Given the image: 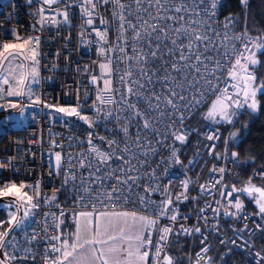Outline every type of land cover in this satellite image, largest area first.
Segmentation results:
<instances>
[{
  "label": "built area",
  "instance_id": "obj_1",
  "mask_svg": "<svg viewBox=\"0 0 264 264\" xmlns=\"http://www.w3.org/2000/svg\"><path fill=\"white\" fill-rule=\"evenodd\" d=\"M225 1L217 0L215 14L209 18L212 11L211 0H203L202 4L199 0L196 4H193L192 0H187L188 11L180 13L174 9L181 6L182 0H167V3L161 0L168 9L161 10L163 15L175 16L177 19L159 20L152 19L160 13L156 7L149 5L148 0H143L139 6L134 0H119L120 4L125 5L123 14L141 32L143 39L138 42L133 40L134 31L127 23L124 25L125 31L121 32L119 19L121 9L115 0L108 3L104 0H94L96 4L94 10L90 5L84 4V7L92 10L91 17L82 12L83 0H56L51 5L45 4L44 0L2 1L0 44L15 41L17 35L22 39L29 36L40 38L39 64L36 66L38 76L34 79L32 94L34 100L38 96L42 103L34 104V100L30 101L24 97L22 102L32 105L30 113L22 119L20 125L0 130V165H4L0 168V184L10 181L23 182L26 185L38 183L41 192L40 207L32 210L25 224L17 227L18 229L7 237L11 243L4 249L10 257H15L10 259L13 263L45 264L46 259L49 261L55 259L58 253L52 252L50 245L55 244L57 247V240H51L50 237L57 235L59 227H56V224L60 220H54L53 215L49 214L60 218L61 211L65 213L70 210H92L90 206L85 208L76 203L78 198L76 192L81 190V178L83 186L91 187L94 192L111 191L113 188L121 187L116 179L109 176L113 170L115 176L120 179H126L128 176L138 179L135 183L129 181L131 193L127 194V199L119 202L107 201L101 196L104 203H97V210H122L154 217L157 214L155 205L166 199L169 194L173 198V205L170 207L175 209V213L169 211L168 216L178 213L177 220L173 222L168 217H160L157 236L151 238L152 244L149 246L150 264H155L156 257L153 254L161 234L159 229L164 226L173 227L175 232L169 235L164 251L160 253L161 261L167 253L168 243L173 235L181 236L193 244L194 247L187 258L188 264H198L208 259L213 243L221 245L220 256L230 249L240 253L250 262L261 263L264 260L255 255L259 252L261 257H264V250L256 245L253 238L258 233H264V215H256L258 206L246 193H233L232 197L227 196L233 186L246 187L249 178L255 186L264 187V167L252 166L247 173H240L241 159L239 156L231 155L233 148L228 142L231 125L222 120L220 123H214L204 116L206 107L216 99L213 91L205 92L203 101L189 113L184 111L182 105L197 94L196 90L187 84L184 90L176 84H169L168 87L187 97L185 101L176 100L179 109L177 112L165 104L163 97L167 93V88L158 79L165 75L163 69L167 68L169 73L177 78L178 83L184 82L183 76L171 71V65L180 55L178 46L171 42L176 36L174 31H170L174 28H197L215 41L207 50H205L207 42L198 45L199 52L204 57L211 58L207 61L210 67L214 61H219L224 67L229 66L234 58L233 49L239 54L248 38L259 37L247 32L245 21L247 5H244L242 22L239 24L232 21L231 12L224 10ZM41 8L44 9L43 15L48 18L43 24L39 22ZM63 10L68 12L67 22L60 15ZM114 12L117 15H114ZM180 17H183V20H180ZM89 18L93 20L92 25L86 23ZM228 18H231V23L226 27ZM52 20L57 23H52ZM101 20L105 23H101ZM142 21H147V24ZM196 21L202 23L197 25ZM149 25H159L170 34L165 38L157 31L148 36L145 30L150 31ZM93 29L105 33L106 39L101 40ZM225 32L230 39L224 42L223 47H218ZM244 33H247V37L243 35ZM157 36L161 37L160 49L157 58L153 59L151 52L156 50ZM236 36H240L241 39H235ZM121 37L123 39H120ZM181 42L187 44L188 40L182 39ZM134 47L147 55V63L136 62L134 57L137 53L133 52ZM101 48L105 49L104 55L100 54ZM120 48H125L126 51L120 52ZM167 49H172L173 54L169 55ZM184 51L187 55V49ZM225 51L228 52L227 58L223 55ZM109 60L111 72L106 74L100 65L108 63ZM141 67L151 70L150 75L156 72V75L152 76L153 83L145 84L142 90L143 100L126 92L133 79H140L141 83H144L139 76ZM128 71L133 72V77L125 76V82H121L120 77ZM200 71L204 72V69L201 67ZM93 76L97 77L95 83L92 81ZM187 77L194 80L198 74L194 75L193 70L189 69ZM215 77H219V81ZM226 77V72L222 75L217 71L215 76L208 78L212 79L218 88H224L234 83ZM105 79L110 80L111 92L103 91ZM202 85L203 81L198 86L201 90ZM153 92L162 97L159 102L148 99ZM232 92L233 89L229 87V93ZM98 95L104 99L112 97L114 102L102 104L97 100ZM122 95L128 104L136 105V109L143 117L134 115V110L122 102ZM157 103L160 106L155 110ZM61 107L77 108L82 116H88L94 121V126L90 127L78 116L57 111ZM97 109L102 111L98 112ZM242 111L243 109L238 110L233 121ZM108 112L112 113L110 117H106ZM180 112L184 115V127L181 131L187 134V139L183 143L176 141L172 135L179 127L178 124L173 125V119L177 118ZM144 119L149 120L148 128L144 127ZM124 127H127V133L123 131ZM89 133L92 134V145L100 151L110 152L112 148L107 141H116V145L112 147L116 148L117 155H123L125 160H130V165H122L121 161L115 158L108 165H99L95 153L90 152ZM209 135L218 136V139L209 140L207 139ZM100 137L105 139L101 140ZM125 146L129 148L127 153L122 151ZM174 150L176 157L172 156ZM57 152L63 156V167L59 174L54 167ZM177 157L180 163L176 162ZM81 160H84V167H79ZM89 163L91 167L87 166ZM122 166L124 172L119 170ZM97 167L100 171H97ZM219 168H223L224 172L214 171ZM66 171L75 177V180L67 185L64 184ZM186 180L189 181L187 189L181 183ZM201 185L205 187L201 188ZM165 186L169 188L168 193L163 192ZM146 188H159L160 191L146 192ZM27 190L31 194L32 189ZM61 192L63 197H60ZM54 193L55 201L47 202ZM181 193L188 199L181 197L177 200L176 197ZM138 196H144L150 203L142 204ZM237 197L243 202V209L240 211L229 203L230 200L234 202ZM201 209L204 211L201 212ZM226 211L228 215H225ZM232 212H236V215H231ZM181 225L189 229L199 227L201 231L181 233L179 231ZM33 235L36 236L34 240ZM231 241L236 243L232 244ZM262 243L264 244V237ZM204 247L208 249L206 253L201 251ZM197 253L201 255L198 256Z\"/></svg>",
  "mask_w": 264,
  "mask_h": 264
},
{
  "label": "snow or ice",
  "instance_id": "obj_2",
  "mask_svg": "<svg viewBox=\"0 0 264 264\" xmlns=\"http://www.w3.org/2000/svg\"><path fill=\"white\" fill-rule=\"evenodd\" d=\"M56 0H44L45 4L51 5L55 3ZM105 3L110 2V0H104ZM134 2L139 6L142 4L143 0H134ZM193 4L197 3V0H192ZM115 3L121 9L119 14V19L121 21L120 29L121 32L125 31L124 25L125 23L128 24L130 28L134 31L133 40L140 41L143 39L141 36V32L137 30L136 25H133L130 20L123 14V9L125 5L120 4L119 0H115ZM148 3L152 7H156L158 16L152 17V19H171L176 20L175 16H165L161 12V10L167 11L168 9L165 8V4L161 3V0H155L153 4V0H148ZM167 3V0H165ZM199 3L202 4L203 0H199ZM241 3L247 5V0H241ZM84 4L90 5L91 9L94 10L96 8V4L94 0H83L81 4V9L84 14L91 17L92 10L87 7H84ZM187 0H182L181 6L176 7L174 9L175 12H186L188 11L187 7ZM217 7V0H211V9L212 11L209 13V18L215 14L214 10ZM147 11V9H144ZM41 16L39 22L41 24L46 23L48 18L43 15L44 9H40ZM117 15V13H113ZM198 14V12H197ZM60 15H62L63 20L65 22L68 21V12L67 10L61 11ZM138 19H140L138 17ZM183 20V17L179 18ZM144 24H147V21H142ZM52 23H57V21L52 20ZM88 25L93 24V20L91 18L86 20ZM101 23H105V21L101 20ZM201 21H196L197 25H200ZM206 24V22H204ZM231 23V18L227 19V24ZM150 31L148 29L145 30L146 35L151 36L153 33L159 31L162 33L165 38H167L170 34L168 30H165L163 27L159 25H149ZM96 31L97 36L101 40H105L106 36L105 33L100 32L99 30L93 29ZM170 31H174L176 33L175 38H172L171 42L173 45H177L180 50V55L178 60L171 65V71L183 76L184 82L178 83L177 78L173 77L167 68H164L163 71L165 75L163 77H158V79L165 84L167 88V93L163 97L164 102L166 105H170L173 109L179 112L177 108L176 100L185 101L187 97L180 95L174 88L168 87L169 84H176L181 90H184L185 84L194 88L196 90V95H194L191 100H187V103L182 105L184 111L191 113V110L195 108L196 105L200 104L203 101L205 92L213 91L216 94V99L212 102L211 108L205 114V119L212 120L214 122L219 123L220 120L226 121L231 123L233 118L238 114L239 109H250L251 111L255 112L258 110V101L256 99L257 93L261 92L264 93V81L257 83V76L255 74V66L260 63L259 59L257 58V51L264 50V37H257L255 39L248 38V42L243 44V50L236 54L235 50L233 49V59L229 66L224 67L219 61H214L212 66L210 67L207 61L211 58L204 57L202 53L198 50V45L200 43L207 42L205 44V50L209 46L215 43L210 39V36L206 33L200 32L197 28H183L178 27L174 28ZM207 31V29H206ZM218 35V34H217ZM247 37V33L243 34ZM120 39H123L121 37ZM182 39H187L188 43L184 44L181 42ZM230 39L227 32H225L220 44L218 47H223L224 42ZM235 39H241L240 36H236ZM17 42H4L0 44V69H3L4 64L11 63L12 60H17L22 58L24 61L31 60V72L27 75L32 76L35 78L38 76V68L36 67L39 64L38 60V48L40 44V38L38 36H29L26 39H22L19 35L16 36ZM156 50L151 52V56L153 59L157 58V52L160 49L161 37H156ZM148 46H151V40L148 42ZM185 49H187L188 54L185 55ZM120 52H125V48H120ZM133 52L137 53L134 57L136 62L140 64L141 62L147 63V55L143 54L142 50L133 48ZM169 55L173 54L172 49H167ZM100 54H105V49H100ZM225 58L228 57V52L225 51L223 53ZM190 61H194V63H190ZM111 60L108 63H102L100 65L101 69L104 70L106 74H110ZM23 67L21 63L19 65ZM201 67L204 69V72H201ZM192 69L193 74H198L197 79H188L187 73L188 70ZM151 70L144 69L141 67L139 76L141 79L144 80V83H141L140 79H133L131 84H129L126 88V92L130 95H135L138 99L143 100V89L145 88V84L151 85L153 83L152 76L156 75V72H153L151 75L149 74ZM159 69L157 70V72ZM220 71L223 75V72L227 73L226 79H230L234 81V83L230 84L229 86H225L224 88H218L216 83H213L212 79H209V76H215V73ZM11 72H9V76H11ZM27 75L22 74L19 79L16 80V87L12 88L11 90L6 92L7 96H22L24 95L23 88L25 86V80L27 79ZM133 72L128 71L124 74V76L120 77L121 82H125V76L131 78L133 77ZM217 81H219V77H215ZM97 77L93 76L92 81L95 83ZM203 81V90L201 87H198ZM3 84H9L8 76L2 77ZM105 88L103 91L111 92L112 89L110 88V80H104ZM229 87L233 89L232 93H229ZM4 90L0 88V92ZM218 93V94H217ZM149 100L155 99L159 102L162 97L160 95L155 94L154 92L151 93L148 97ZM97 100L100 101L102 104H110L113 103V98L108 97L104 99L97 96ZM122 102L126 103V106L129 109L134 110V115L143 117V114L136 109L135 104H128L124 95L121 96ZM34 104H40L42 101L37 96L36 99L33 101ZM9 106L12 108H17L18 104L9 102ZM159 103L155 105V110L159 109ZM19 107H23L20 105ZM49 107H52L49 105ZM57 111L66 113L67 115H75L78 116L80 119L84 120L86 123L89 124L90 127L94 126V121L90 119L88 116H82L80 111L77 108H58ZM97 111H102V109H97ZM112 115L111 112L106 113V117H110ZM219 117V120H217ZM118 118V117H117ZM99 119V117H97ZM178 124L179 127L176 128L172 135L176 141H180L181 143L185 142L187 139V134L185 131H181L184 127V115L183 112H180L177 118L173 119V125ZM144 127H149V120L144 119ZM171 127V126H170ZM123 131L127 133V127L123 128ZM237 133H232L231 138H235ZM92 134L89 133L88 143L90 145V152L95 153V157L98 160L99 165H108L109 162L115 158L121 161L122 165H130V160H125L123 155H117L116 148L112 147L116 145V141L109 140L107 143L109 144L112 150L110 152H104L97 149L95 146L92 145L91 140ZM101 140H104V137H100ZM209 140L218 139V136L209 135L207 137ZM137 141H139V137H137ZM118 147V146H117ZM123 152H129V148L125 146L122 149ZM233 157H238V154L233 152L231 153ZM172 156L176 157V151L172 152ZM69 161L71 160V156L68 157ZM63 156L61 153H55V169L57 174H59L60 169L63 167L62 164ZM176 162L180 163L178 157L176 158ZM85 163L84 160L79 162V167H84ZM91 167V163L87 165ZM4 167V165H0V168ZM69 169H71V164H69ZM121 172H124L123 166L119 169ZM134 171V169H131ZM97 171H100V168L97 167ZM214 171H219L220 173L224 172L223 168L214 169ZM115 170L109 173V176L113 179H116L117 182L121 185V187L113 188L111 191H96L91 187H84L83 186V178L81 183V190L76 192L77 195V205H83L85 208L91 207L92 211H79L74 214L73 219L75 223V232L73 233V239L71 243L68 240H63L62 245L60 248H57L55 244L50 245L51 251L54 253H59L55 259L49 261L45 260V264H148V260L150 257V250L149 246L152 244L151 239V229L155 228L158 225L160 217H168L171 221L175 222L178 217L177 214H172L170 217L168 216L169 211L175 213V209L170 207L173 205V198L171 194H169L166 199L162 200L158 205H155L157 209V214L153 216L147 215H138L136 212H116V211H99L96 209V204H103L104 201L101 200V196L104 197V200L107 201H116L119 202L121 200L127 199V194L131 193V184L135 183L138 179L137 177L128 176L126 179H120L115 176ZM90 175H95V173H90ZM75 177L69 175L66 171L65 173V180L64 184L67 185L70 181H74ZM95 183V181H93ZM182 186L187 189L189 181L181 182ZM219 183V181H217ZM126 186V187H125ZM204 185H201V188H204ZM31 188L32 192L29 194L26 189ZM127 190V192H126ZM146 192H155L160 191L159 188H146ZM164 193L169 192L168 186L163 188ZM233 193H246L249 197H252L254 203L258 206V212L256 215H264V187H257L252 183L251 178H249L248 185L244 188H236L235 186L232 187V190L227 193L228 197H232ZM221 195H225L221 193ZM40 197L41 192L39 190V184L35 185H26L25 183L21 182L17 184L15 181L5 182L0 184V200L4 198H9L12 203L7 207L9 209L14 208V211H9L8 213V220L7 221H0V228H3L5 223L8 224V228L3 229L0 231V251H2L7 244H10L11 241L7 240L10 232L15 228L21 226L24 223L25 218L29 217L32 214V210L37 209L40 207ZM188 199L186 195L181 193L179 196L176 197L177 200L181 199ZM55 193L48 198L49 203H53L55 201ZM138 199L142 204L150 203L146 201L144 196H138ZM88 201V203H85ZM95 201V203H93ZM229 203L234 207L237 211L243 209V202L237 197L229 201ZM107 207V205H105ZM23 209V214L20 215L21 210ZM201 212L204 210L201 209ZM229 213L226 211L225 215ZM53 215L54 220L59 221V217H55ZM64 212H60V216H63ZM231 215H236V212H232ZM59 223H63V221H59ZM59 223L56 224V227H59ZM148 230V235L145 237V231ZM160 236L159 240L156 244V250L153 254L155 259V264H174L173 258L164 255L163 261L159 259L160 253L164 251L166 246V242L170 234L175 232L174 228L171 226H164L159 229ZM181 233H188L191 232H200L201 229L199 227H195L192 229L184 228L181 225L180 230ZM32 239H36V236L33 235ZM51 240H60V235H55L50 237ZM203 243V241H201ZM224 243V241H221ZM232 244H235V241H231ZM97 245L100 247L97 248ZM202 252L206 253L208 251L207 247L202 248ZM229 251H231L229 249ZM4 259H0V264H8L9 259H14L15 257H10L7 252L3 253ZM200 256V253H197ZM258 258L264 259L261 257V254L257 252L255 254Z\"/></svg>",
  "mask_w": 264,
  "mask_h": 264
},
{
  "label": "trees",
  "instance_id": "obj_3",
  "mask_svg": "<svg viewBox=\"0 0 264 264\" xmlns=\"http://www.w3.org/2000/svg\"><path fill=\"white\" fill-rule=\"evenodd\" d=\"M224 10L231 12L233 22L239 24L242 22L244 4L241 3V0H226ZM245 18L247 32L264 37V0H248ZM256 55L260 61L255 66L257 83H259L264 81V50L257 51ZM256 99L259 104L257 111L253 112L244 108L233 123H229L231 130H235L234 132L237 133L235 138L229 137V145L236 149L241 159V174L247 173L252 166L264 167V93L258 92ZM60 197H63L62 192ZM7 220V210L0 207V221ZM5 228H8L7 223L3 225V228H0V231ZM17 229L12 230L10 234ZM263 234L258 233L253 238L257 243L256 245L264 250ZM193 247V244L185 238L173 235L168 243L167 252L173 258L174 264H188L187 258ZM220 251L221 245L213 243L208 258H212L213 263L218 262V264H231V262L232 264H264V260L261 263L250 262L235 251H226L223 256H220Z\"/></svg>",
  "mask_w": 264,
  "mask_h": 264
},
{
  "label": "rangeland",
  "instance_id": "obj_4",
  "mask_svg": "<svg viewBox=\"0 0 264 264\" xmlns=\"http://www.w3.org/2000/svg\"><path fill=\"white\" fill-rule=\"evenodd\" d=\"M3 0H0V4L2 3ZM7 42H17L15 41H7ZM22 63L21 58L17 60H12L11 63H5L3 66V69H0V88H2L4 91L0 92V110L5 109L6 107H9V102L16 103L18 96H7L6 92L11 90L12 88L16 87V80L20 78V76L23 74V67H20L19 65ZM27 66H28V73L31 72V66L32 62L31 60H27ZM9 72H11V76H9ZM8 76L9 78V84L5 85L2 82V77ZM34 79L32 76L28 75V80L25 83L24 86V97L27 98L30 101L34 100V96L32 94V89L34 85ZM212 102L206 107L204 111V116L208 112V110L211 108ZM22 108L20 107L19 109L3 114L0 116V130H3L5 128L13 127V126H18L21 124L22 119L30 113L32 110V105L26 102H23ZM72 108V107H69ZM209 120V119H208ZM217 120H219V117H217ZM212 121V120H211ZM235 130H231L229 137H231L232 133ZM229 142V141H228ZM19 184V183H17ZM26 191H28L26 189ZM12 201L9 198H4L3 200H0V207H3L7 210V214L9 211H14V208L9 209L7 206L10 205ZM23 214V209L21 210L20 215ZM27 218H25L24 223L25 224ZM5 252V249L0 251V256L4 259L3 253ZM166 255L169 256V253L167 252ZM8 264H16L13 263L10 259L8 260ZM198 264H213L212 258H208L206 260H203L199 262Z\"/></svg>",
  "mask_w": 264,
  "mask_h": 264
},
{
  "label": "crops",
  "instance_id": "obj_5",
  "mask_svg": "<svg viewBox=\"0 0 264 264\" xmlns=\"http://www.w3.org/2000/svg\"><path fill=\"white\" fill-rule=\"evenodd\" d=\"M79 211H92V210H70V211H66L63 216H60L59 220L63 221V223H60L59 228H58L57 235H60V237H61L60 240H57V247L58 248L61 247L63 240H68L69 243H71V241L73 239V233L75 232V227H76L75 223H74L73 216L75 213H77ZM99 211L127 212V211H122V210H99ZM138 215H140V214H138ZM150 231H151V238L156 237L157 233H158V225L155 228L151 229ZM147 235H148V230L145 231V237H147ZM99 247L100 246L97 245V248H99ZM58 255H59V253H58ZM148 264H150V257L148 260Z\"/></svg>",
  "mask_w": 264,
  "mask_h": 264
},
{
  "label": "water",
  "instance_id": "obj_6",
  "mask_svg": "<svg viewBox=\"0 0 264 264\" xmlns=\"http://www.w3.org/2000/svg\"><path fill=\"white\" fill-rule=\"evenodd\" d=\"M21 60H22V64H23V74L27 75L28 74L27 61H24L22 58H21ZM27 80H28V75H27V79L25 80V83H26ZM23 92H24V88H23ZM23 98H24V95L18 96V100L16 102V104H18L17 108H12V107L9 106V107H6L5 109H1L0 110V116L3 115V114H6V113H9V112H12V111H15V110L19 109L20 108L19 106L23 104V102H22ZM233 152L237 153L236 149L233 148L231 150V153H233ZM0 259H3V258L0 256Z\"/></svg>",
  "mask_w": 264,
  "mask_h": 264
}]
</instances>
